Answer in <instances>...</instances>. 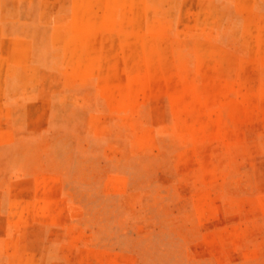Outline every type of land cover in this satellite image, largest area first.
<instances>
[{
    "label": "rangeland",
    "instance_id": "obj_1",
    "mask_svg": "<svg viewBox=\"0 0 264 264\" xmlns=\"http://www.w3.org/2000/svg\"><path fill=\"white\" fill-rule=\"evenodd\" d=\"M0 264H264V0H0Z\"/></svg>",
    "mask_w": 264,
    "mask_h": 264
}]
</instances>
